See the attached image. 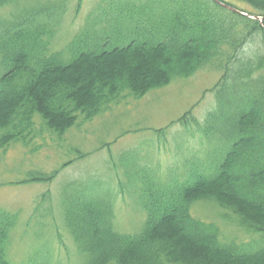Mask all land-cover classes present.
I'll return each mask as SVG.
<instances>
[{"label":"trees","instance_id":"1","mask_svg":"<svg viewBox=\"0 0 264 264\" xmlns=\"http://www.w3.org/2000/svg\"><path fill=\"white\" fill-rule=\"evenodd\" d=\"M246 1L241 11L248 15L216 0H108L66 49L55 51L65 1L0 0V10L13 8L7 16L0 12V149L35 128L36 115L62 134L78 114L90 120L124 92L141 97L211 62L222 68L216 108L204 123L187 118L203 146L218 138L216 121H232L218 168L196 165L179 178L148 167L125 171L146 214L137 233L115 229L112 193L85 185L90 195L67 205L66 219L86 264H264V0ZM119 180L123 195L129 187ZM205 199L234 214L258 240L226 241L217 225L193 215ZM15 224L14 214L0 210V264H10Z\"/></svg>","mask_w":264,"mask_h":264},{"label":"rangeland","instance_id":"2","mask_svg":"<svg viewBox=\"0 0 264 264\" xmlns=\"http://www.w3.org/2000/svg\"><path fill=\"white\" fill-rule=\"evenodd\" d=\"M60 1H65L66 9L52 44L55 51L66 49L90 13L101 12L99 7L108 2L54 0ZM227 1L238 10L249 7L246 0ZM0 12L7 16L13 8ZM252 16L263 21L261 15ZM222 74L220 63L211 62L141 97L124 92L90 120L78 114L77 123L62 134L49 129L36 115L35 128L32 125L0 149V210L16 216L7 245L10 264L87 263L88 256L79 250L66 219L67 205L90 195L82 192L85 185L95 193L102 188L112 193L115 229L137 233L146 214L137 191L127 183L125 171L148 167L158 175L174 172L172 176L179 178L180 172L191 171L196 165L216 170L232 121L218 126L216 121L213 125L218 138L203 146L187 118L204 123V116L216 108L215 87ZM53 173L51 180L34 179ZM119 178L129 187L123 195L118 194ZM76 193L80 197L74 196ZM192 212L198 219L217 225L226 241L258 240L213 199L196 203Z\"/></svg>","mask_w":264,"mask_h":264},{"label":"water","instance_id":"3","mask_svg":"<svg viewBox=\"0 0 264 264\" xmlns=\"http://www.w3.org/2000/svg\"><path fill=\"white\" fill-rule=\"evenodd\" d=\"M227 6V5H226ZM228 8H230V9H233V10H235V11H237L236 9H234V8H232V7H230V6H227Z\"/></svg>","mask_w":264,"mask_h":264}]
</instances>
